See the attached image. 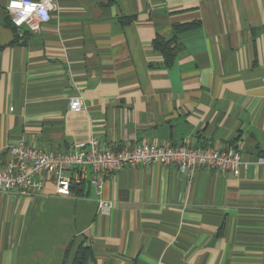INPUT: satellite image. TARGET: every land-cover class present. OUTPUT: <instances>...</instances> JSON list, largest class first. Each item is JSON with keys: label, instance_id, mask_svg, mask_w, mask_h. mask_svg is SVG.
Masks as SVG:
<instances>
[{"label": "crops", "instance_id": "obj_1", "mask_svg": "<svg viewBox=\"0 0 264 264\" xmlns=\"http://www.w3.org/2000/svg\"><path fill=\"white\" fill-rule=\"evenodd\" d=\"M0 0V163L25 142L234 146L239 176L126 166L102 194L0 192V264H264V0H60L11 26ZM175 37L171 62L155 40ZM81 95L74 112L69 99ZM103 198L113 203L99 209Z\"/></svg>", "mask_w": 264, "mask_h": 264}, {"label": "built area", "instance_id": "obj_2", "mask_svg": "<svg viewBox=\"0 0 264 264\" xmlns=\"http://www.w3.org/2000/svg\"><path fill=\"white\" fill-rule=\"evenodd\" d=\"M23 2L43 6L47 20L42 18L40 7H37L22 24H15L13 21L20 18L22 9H10L9 0L6 11L11 23L17 28L24 25L38 28L51 20L52 12L58 7L60 0ZM84 108V98L81 95L69 99L71 111L78 112ZM8 151L10 159L0 163V192L14 191L23 196L41 193L47 178L55 183L61 194H71L73 186L88 182L101 195L106 177L126 166L152 163L175 165L189 176H193L201 168L232 172L234 176H239L246 166L243 152L234 146L218 148L212 144L193 146L186 142L177 145L142 142L115 149L102 148L95 136L62 150H45L20 142L10 145ZM258 162L264 164V156L259 157ZM112 206L113 203L108 200H99V209L103 213L109 212Z\"/></svg>", "mask_w": 264, "mask_h": 264}, {"label": "trees", "instance_id": "obj_3", "mask_svg": "<svg viewBox=\"0 0 264 264\" xmlns=\"http://www.w3.org/2000/svg\"><path fill=\"white\" fill-rule=\"evenodd\" d=\"M9 24H11V26L17 29V27H15L11 23V21ZM174 41H175V37L171 39L159 38L155 40V49L159 50L165 56L167 62H171L176 55V47L172 46ZM72 189L77 194H81L83 191V185L73 186ZM91 251H92L91 247L82 242L78 248L73 264H85L87 259L91 255Z\"/></svg>", "mask_w": 264, "mask_h": 264}, {"label": "clouds", "instance_id": "obj_4", "mask_svg": "<svg viewBox=\"0 0 264 264\" xmlns=\"http://www.w3.org/2000/svg\"><path fill=\"white\" fill-rule=\"evenodd\" d=\"M10 9H22L20 18L19 19H14V23L17 25H20L24 22L25 19L28 18L29 15L37 8L40 7V11L42 14V18L47 20V14L44 12V8L41 5H37L35 3H29L25 4L23 0H11V3L8 5ZM49 7L51 5L49 4Z\"/></svg>", "mask_w": 264, "mask_h": 264}]
</instances>
